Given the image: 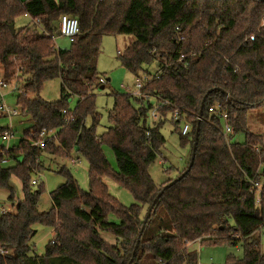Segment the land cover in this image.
Returning <instances> with one entry per match:
<instances>
[{
  "label": "trees",
  "instance_id": "16d2710c",
  "mask_svg": "<svg viewBox=\"0 0 264 264\" xmlns=\"http://www.w3.org/2000/svg\"><path fill=\"white\" fill-rule=\"evenodd\" d=\"M23 16L31 26L13 31ZM62 16L80 25V35L66 51L57 50L54 42ZM263 18L260 0H0V79L22 85L17 107L33 123L17 147L0 148V189L15 203L14 176L24 195L14 213L0 215V249L8 252L0 254V264H198V254L189 250L196 242L242 243L244 257L229 256L226 264H264L254 237L264 227V133L248 129V111L264 105ZM107 36L133 38L118 59L137 77L151 75L146 68L157 65L144 93L170 106L161 107L160 120L150 130L151 104L115 93L110 127L97 135L94 91L102 86L98 59ZM54 79L61 80L60 99L47 102L40 93ZM72 99H77L74 110ZM134 102L142 106L137 109ZM217 108L234 130L231 141ZM174 110L192 126L189 135L183 136L171 118ZM167 122L191 155L199 131L192 169L164 190L174 179L157 186L148 170L165 146L161 130ZM43 131L54 135L40 149L34 144ZM6 132L11 131L0 128V138ZM237 134L245 136L243 143L232 142ZM105 147L112 150L118 170ZM75 151L88 163L89 190H81L64 168L60 173L66 182L51 193L49 212L40 214L43 188H31L40 156L69 159ZM10 160L15 165L5 167ZM106 177L132 194L137 205L125 207L112 197ZM253 183L262 184L260 204ZM110 215L116 222L109 221ZM38 225L55 232L42 257L31 246ZM102 233L112 234L115 244L104 241Z\"/></svg>",
  "mask_w": 264,
  "mask_h": 264
},
{
  "label": "rangeland",
  "instance_id": "374dc122",
  "mask_svg": "<svg viewBox=\"0 0 264 264\" xmlns=\"http://www.w3.org/2000/svg\"><path fill=\"white\" fill-rule=\"evenodd\" d=\"M31 26V20L23 16L17 20L13 26V31H19L23 28ZM54 42L57 50L66 51L71 47V43L64 37L56 33L54 35ZM133 42L132 37L128 36H107L104 37L102 43V50L98 59V73L106 81V85L94 91L96 96V108L100 115V122L97 126L96 132L98 136L103 135L110 127L108 113L114 106V94H131L135 91V84L138 78H144L145 74L141 73L139 77L123 68L119 62V53H123L126 48ZM149 73L154 76L157 74V65L146 68ZM18 87L12 83L7 87L2 88L1 94L3 101L1 102L7 108L16 110ZM61 95V80L54 79L45 84L40 98L47 102H56ZM155 104V100H151ZM77 99H72L69 103L71 110L75 109ZM138 109L142 105L140 103H133ZM145 106V104H144ZM150 112V111H149ZM32 121L29 117L23 116L21 112L17 117H0V128L9 129L11 127L14 135L9 141L4 142L0 138V148L6 147L13 149L17 147L23 139V132L25 129L32 126ZM91 122L88 120L86 126H90ZM183 126V121L179 125V129ZM248 129L255 134L264 133V105L252 108L248 111ZM10 130V129H9ZM166 143L162 149L161 156L157 161L149 167V174L157 186H161L169 180L176 179L179 173L185 171L188 167L191 150L190 147H183L180 144L179 136L175 132V128L171 122L165 123L161 130ZM245 136L237 134L233 137V143H243ZM104 153L111 166L118 170L115 156L108 147L104 148ZM78 159L80 161H78ZM40 167L34 170L31 175L32 181H37V186H31L33 191H38L43 188V193L39 199L38 212L40 214L47 213L51 209L52 200L51 193L66 182V178L60 172L62 169H67L77 180L81 190L87 192L89 190L88 181V163L85 159L75 151L71 154L69 159L54 157L52 155L42 153L39 158ZM15 162L10 160L5 163V167H13ZM104 183L108 188L109 194L118 200L123 206L131 207L137 205L132 194L127 190L121 188L116 182L109 178H104ZM15 196V203L8 201L6 196L7 190L0 189V207L15 212L16 205L23 200L22 183L17 177H12L10 181ZM8 195V194H7ZM13 206L15 207L13 209ZM159 216L165 218V213L160 210ZM110 222H116L113 215L109 216ZM36 234L31 241L34 255L42 257L45 254L46 245L53 239V229L45 226H36ZM259 241L260 251L264 253V227L255 233L254 236ZM102 238L108 244H115V238L110 233H102ZM189 250L198 254V264H226L229 256L242 259L244 257L243 244L238 243L237 246L231 244L202 246L198 242L189 245Z\"/></svg>",
  "mask_w": 264,
  "mask_h": 264
},
{
  "label": "built area",
  "instance_id": "2783aa9c",
  "mask_svg": "<svg viewBox=\"0 0 264 264\" xmlns=\"http://www.w3.org/2000/svg\"><path fill=\"white\" fill-rule=\"evenodd\" d=\"M261 28H264V18H263V21L261 24ZM58 35L66 38L72 44L75 41V39L80 35V25H79L78 19H76L74 17H70V16H62L59 19V23H58ZM254 40H255V37L251 36L250 41L253 42ZM154 76L145 74L144 78H138V80L136 81V84H135V91L130 94L134 99H137V100L143 102L145 104V106H146V104H151L152 107L148 110V115H147V119H146V125H147V128L149 130L152 129L154 127V125L160 120L161 107L170 106V104L168 102L157 100V98L151 97L148 94L144 93V89H145L146 85L153 80ZM100 84L106 85V81L104 78L100 79ZM5 87H7L6 83L0 79V91L2 90V88H5ZM152 99L155 100V104L151 103ZM19 113H20L19 108L16 110H12V109L7 108L5 105H3L0 102V117H3V116L16 117V116H19ZM63 113L65 114L66 112L64 111ZM215 114L225 122L224 130H223L224 136L227 140L231 141L230 138L233 136L234 130L227 123V119H228L227 115L225 113H223L222 111H220L218 108H217V111L215 112ZM170 116L175 122H179V125L183 121V126L180 129L181 134L183 136H187L192 132V126L188 122L185 121V117L181 116L178 110H174ZM149 133L150 132L148 131L147 136H149ZM53 135H54V133H47V132L43 131L39 136V141L37 143H35L34 146H36L40 149H44L46 142ZM10 138H11V132H6V133H4V135L2 136L1 139L4 142H7V141H9ZM37 184H38L37 181H32L33 186H37ZM253 189H254V193L256 194V197H257V204H260V197L259 196H260L261 191H262V184L253 183ZM11 213H12V211L7 210L4 207H0V215L5 216V215H10ZM0 254L6 255V254H8V252L0 249Z\"/></svg>",
  "mask_w": 264,
  "mask_h": 264
},
{
  "label": "water",
  "instance_id": "95a60500",
  "mask_svg": "<svg viewBox=\"0 0 264 264\" xmlns=\"http://www.w3.org/2000/svg\"><path fill=\"white\" fill-rule=\"evenodd\" d=\"M260 1L264 2V0H260ZM211 92H212V91H210V93H211ZM204 103H205V99H204V101L202 102L201 112H202V110H203ZM201 116H202V115H201V113H200L199 121L201 120ZM198 131H199V128L196 130V136H195V138H196L195 140H196V141H195V145H194L193 150H192V155H191L190 163H189V165H188L186 171H185L184 173H182V175H180V176H179L178 178H176L174 181H172L170 184H168L166 187H164V190L168 189L169 187L175 185L177 182L181 181V180H182V179H183V178H184V177L190 172V170L192 169V166H193V164H194V160H195V155H196V146H197V140H198ZM161 195H162V193H160V195H159V196L157 197V199L155 200L154 204L149 208V210H148V212H147V216H146L145 222H147V221L149 220V218H150V216H151V213H152V211H153L154 205L157 203V201L159 200V198L161 197ZM143 231H144V228H143L142 231H141V235L143 234ZM138 246H139V241H138V243H137V245H136V247H135V251H134L133 255H135ZM131 263H132V261H131ZM131 263H130V264H131Z\"/></svg>",
  "mask_w": 264,
  "mask_h": 264
},
{
  "label": "crops",
  "instance_id": "0c3cea01",
  "mask_svg": "<svg viewBox=\"0 0 264 264\" xmlns=\"http://www.w3.org/2000/svg\"><path fill=\"white\" fill-rule=\"evenodd\" d=\"M119 54H121V53H119ZM2 91V90H1ZM1 91H0V102H2L3 101V95L1 94ZM17 117V116H16ZM10 129V131H11V136H13L14 135V133H13V131H12V129H11V127L9 128ZM78 161H80L79 159H78ZM8 194V195H7ZM6 196H7V198H9V192L7 191L6 192ZM17 206V205H16ZM15 207L13 206V209H14ZM51 208H52V206H51ZM16 209V208H15ZM55 237V232H54V230H53V238Z\"/></svg>",
  "mask_w": 264,
  "mask_h": 264
}]
</instances>
